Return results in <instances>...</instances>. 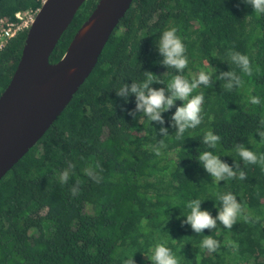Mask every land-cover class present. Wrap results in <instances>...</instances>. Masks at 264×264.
Listing matches in <instances>:
<instances>
[{"label":"trees","instance_id":"obj_1","mask_svg":"<svg viewBox=\"0 0 264 264\" xmlns=\"http://www.w3.org/2000/svg\"><path fill=\"white\" fill-rule=\"evenodd\" d=\"M98 2L83 4L51 63L62 59ZM42 4L0 0V27ZM173 28L188 58L182 73L161 64L158 41ZM27 35V29L20 31L0 50V96L18 67ZM230 51L249 58L251 75L231 61ZM200 71L212 77L211 86L192 93L204 97L202 122L183 137L177 139L171 119L183 101L162 113L163 124L135 111L130 88L146 72L162 81L151 87L170 95L167 85L175 75L191 81ZM227 72L243 85L232 77L220 79ZM228 83L232 90L225 88ZM124 85L126 98L117 95ZM250 97L261 103L252 104ZM262 120L264 15L243 0H133L70 104L0 181V264H126L132 259L152 264L148 256L158 243L179 264H264V167L245 165L235 150L242 144L257 156L264 154ZM209 130L221 137L216 149L203 144ZM202 151L219 155L245 178L215 183L197 159ZM66 170L69 178L62 183ZM77 181L78 194L73 195ZM229 192L243 209L232 228L217 221L215 229L196 234L190 225L181 226L190 211L188 201L201 199L202 210L215 217L221 207L218 196ZM206 236L219 243L215 252L200 247Z\"/></svg>","mask_w":264,"mask_h":264},{"label":"water","instance_id":"obj_2","mask_svg":"<svg viewBox=\"0 0 264 264\" xmlns=\"http://www.w3.org/2000/svg\"><path fill=\"white\" fill-rule=\"evenodd\" d=\"M88 0H46L0 96V181L34 148L97 66L133 0H99L57 63L50 57Z\"/></svg>","mask_w":264,"mask_h":264},{"label":"clouds","instance_id":"obj_3","mask_svg":"<svg viewBox=\"0 0 264 264\" xmlns=\"http://www.w3.org/2000/svg\"><path fill=\"white\" fill-rule=\"evenodd\" d=\"M244 3L251 5L254 13L264 15V0H243ZM159 52L163 56L161 64L174 68L178 73H182L188 66V58L185 55V47L182 40L176 35V29H168L163 31L159 41ZM229 56L231 61L237 65L241 71L246 75H251V66L249 58L239 52L230 51ZM145 79L140 83H133L130 92L135 94L136 97V112H141L149 121H155L160 124L164 123L162 113L172 109L177 100L183 101V105L176 108L171 119L173 127L177 129V139L183 137L188 129L198 127L202 122L201 112L204 97L202 94L192 95L193 91L198 89L201 85L211 86V75L205 71H200L198 76H194L191 81L184 78L182 75H175L167 85V90L170 95H166L165 89H155L151 87L153 82L161 83L153 73L146 72ZM225 77H232L237 86L243 85V80L237 77L234 72L222 73L220 79ZM227 90L233 89V84L228 83L225 85ZM118 96L127 97L129 95V88L124 85L117 92ZM250 102L254 105L261 103L259 97H250ZM135 115V113H132ZM264 123V120H262ZM161 132L167 133V129L162 128ZM261 141L264 142V131L259 133ZM221 137L209 130L205 132L203 137V144L207 145L209 149H216ZM163 145V141H161ZM235 150L240 157V160L245 165L260 164L264 167V154L257 156L255 152L246 148L242 144H237ZM156 155H160V150L155 149ZM199 163L203 166L204 170L210 174L215 183L225 181L228 179L239 178L243 180L246 173L243 171H236L228 163L221 160L219 155L213 154L212 151H202L197 157ZM239 169V164L236 165ZM89 177L93 176L92 170H86ZM69 178L68 171H64L61 176V182L66 183ZM97 182H98V178ZM79 181L76 186L71 188L73 195L78 194ZM221 201V207L217 216L213 215L208 210H202L201 199H192L186 203L187 209L190 211L181 223V226L190 225L196 234H201L205 229L213 230L216 228L217 221L223 224L226 228H232L236 223L238 217L241 215L243 209L237 198L231 192L220 194L218 196ZM247 219V217H245ZM201 248L207 249L210 252H215L219 247V243L211 236H206L200 244ZM152 264H179L176 256L172 251L163 243H158L152 250V254L148 256ZM126 264H135V260H129Z\"/></svg>","mask_w":264,"mask_h":264},{"label":"built area","instance_id":"obj_4","mask_svg":"<svg viewBox=\"0 0 264 264\" xmlns=\"http://www.w3.org/2000/svg\"><path fill=\"white\" fill-rule=\"evenodd\" d=\"M46 0H43V3ZM38 10L35 12L17 13V22H1L0 27V50L6 45L7 41L15 37L20 31L29 29L35 21Z\"/></svg>","mask_w":264,"mask_h":264}]
</instances>
